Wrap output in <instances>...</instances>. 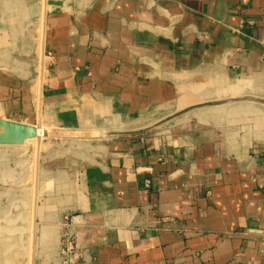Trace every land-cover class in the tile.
Returning <instances> with one entry per match:
<instances>
[{"label": "crops", "instance_id": "obj_1", "mask_svg": "<svg viewBox=\"0 0 264 264\" xmlns=\"http://www.w3.org/2000/svg\"><path fill=\"white\" fill-rule=\"evenodd\" d=\"M0 119L39 142L0 264H264V0H0Z\"/></svg>", "mask_w": 264, "mask_h": 264}, {"label": "rangeland", "instance_id": "obj_2", "mask_svg": "<svg viewBox=\"0 0 264 264\" xmlns=\"http://www.w3.org/2000/svg\"><path fill=\"white\" fill-rule=\"evenodd\" d=\"M16 132L19 130L12 120L0 119V248L21 245V254L26 257V254L29 256V224L34 203L30 197L25 200L18 199V195L22 196L25 190L19 181H28L34 174L36 176L34 168L39 142L37 138H26L27 135L23 133L24 137L20 139L21 135ZM37 133H40V129ZM26 225L27 230L23 229ZM18 250L16 248V253L20 252Z\"/></svg>", "mask_w": 264, "mask_h": 264}, {"label": "built area", "instance_id": "obj_3", "mask_svg": "<svg viewBox=\"0 0 264 264\" xmlns=\"http://www.w3.org/2000/svg\"><path fill=\"white\" fill-rule=\"evenodd\" d=\"M74 236L70 232H65L62 236V247L60 255L62 264H78L80 250L75 247Z\"/></svg>", "mask_w": 264, "mask_h": 264}, {"label": "water", "instance_id": "obj_4", "mask_svg": "<svg viewBox=\"0 0 264 264\" xmlns=\"http://www.w3.org/2000/svg\"><path fill=\"white\" fill-rule=\"evenodd\" d=\"M14 126L15 127H17V128H19L20 127V125L19 124H14ZM22 128H23V132L25 133V136L28 134V129L27 128H25L24 126H22ZM28 136V135H27ZM24 136H22L21 135V137H20V139H22Z\"/></svg>", "mask_w": 264, "mask_h": 264}, {"label": "bare ground", "instance_id": "obj_5", "mask_svg": "<svg viewBox=\"0 0 264 264\" xmlns=\"http://www.w3.org/2000/svg\"><path fill=\"white\" fill-rule=\"evenodd\" d=\"M39 130V129H38ZM37 169V168H36ZM36 177V176H35ZM36 179V178H35ZM34 205V204H33ZM34 212V211H33ZM32 215V217L31 218H33V213L31 214ZM30 225V224H29ZM32 226V225H31ZM29 230H30V228H29ZM32 242V241H31ZM31 244V243H30ZM32 246V245H31ZM32 251V250H31ZM30 251V252H31ZM32 257V256H31ZM31 262H32V259H31Z\"/></svg>", "mask_w": 264, "mask_h": 264}]
</instances>
